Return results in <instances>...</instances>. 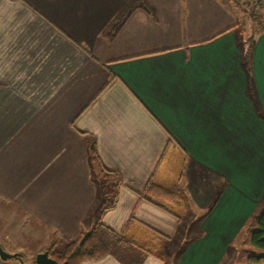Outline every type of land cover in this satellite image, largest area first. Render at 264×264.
<instances>
[{"label": "crops", "instance_id": "obj_1", "mask_svg": "<svg viewBox=\"0 0 264 264\" xmlns=\"http://www.w3.org/2000/svg\"><path fill=\"white\" fill-rule=\"evenodd\" d=\"M239 25L227 0H0L1 247L92 230L95 148L138 246L82 264H226L264 204V32L249 72Z\"/></svg>", "mask_w": 264, "mask_h": 264}, {"label": "trees", "instance_id": "obj_2", "mask_svg": "<svg viewBox=\"0 0 264 264\" xmlns=\"http://www.w3.org/2000/svg\"><path fill=\"white\" fill-rule=\"evenodd\" d=\"M252 3L251 15L252 20L257 23V16L264 7V0H246ZM259 30L264 32V27L261 22L257 23ZM253 46V37L248 40V49L246 59L248 64V71L250 70V60ZM250 72V71H249ZM92 162L95 172L100 179L101 183L106 186L110 185L109 190L106 192L102 205L100 207V215L97 218L92 230L89 233L82 234L77 240L67 241L63 252L60 254L52 250L56 246L53 244L49 249V255L59 263L68 262V264H82L85 260L100 259L108 254H113L116 247H137L138 244L135 240L129 239L121 234H117L109 227L105 226L102 222V215L109 210H112L118 200L119 189L122 184V176L120 173L107 168L100 160L95 148L91 149ZM152 187L148 186L144 192L145 195L151 194ZM170 195V194H169ZM246 232L250 234V243L255 248L264 250V210L257 213L252 217L246 227ZM261 258H254L259 262ZM35 264V263H34Z\"/></svg>", "mask_w": 264, "mask_h": 264}, {"label": "rangeland", "instance_id": "obj_3", "mask_svg": "<svg viewBox=\"0 0 264 264\" xmlns=\"http://www.w3.org/2000/svg\"><path fill=\"white\" fill-rule=\"evenodd\" d=\"M227 1L230 2L231 6H234V8L236 9V13L238 14V17H239L240 25L236 31L238 36L243 33L245 37L247 38V40H249V38H252V37L254 38L255 35L262 33V30L258 29L260 25L259 24L257 25V23L261 22V24H263V27H264V7L260 11L259 16H257L258 21L256 23L255 20L254 21L252 20V15H251L252 3H249L246 0H227ZM187 209L192 210L191 207H188V208L183 207L182 210L180 211L182 214L181 219L183 221L182 229L185 228V226L187 225L189 221ZM262 210H264V204H262L258 208V212H261ZM192 212L194 213V211ZM195 214L196 213H194V215ZM246 229L247 228H245V230ZM251 233H252L251 231L243 232L238 242L237 243L235 242L234 243L235 245L229 248L227 252V258L225 259L226 264H264V258H261L259 262H256L254 260V258H260L264 256V250L255 248L254 246L251 245L250 243ZM9 235L13 236L12 234H9ZM51 242L52 241H50L48 245H50ZM66 243H67V240H61V241L56 242L55 243L56 246L54 247L52 251L60 254V252L64 251ZM8 244L11 245L9 248L10 251L5 250L6 252L11 253V254H19L21 256V260L12 259L10 261H14V262L15 261L16 262L25 261V263L27 264L31 262L32 264L35 263L36 256L38 255L37 249L40 248V244L38 242L31 241L24 247H18L17 246L19 245L18 243L17 245H14L13 241H12V244L11 243H8ZM120 247L121 246L116 247L115 250ZM159 252L164 257V259L169 260L170 257L168 255V252H169L168 250H159Z\"/></svg>", "mask_w": 264, "mask_h": 264}, {"label": "water", "instance_id": "obj_4", "mask_svg": "<svg viewBox=\"0 0 264 264\" xmlns=\"http://www.w3.org/2000/svg\"><path fill=\"white\" fill-rule=\"evenodd\" d=\"M0 259L3 261H9L12 259L21 260V256L19 254H11L6 252L0 245ZM35 264H68V262L59 263L50 257L48 251H45L36 256Z\"/></svg>", "mask_w": 264, "mask_h": 264}]
</instances>
